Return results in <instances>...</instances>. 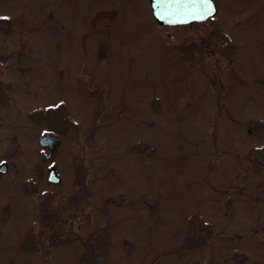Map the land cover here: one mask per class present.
<instances>
[{"label":"trees","instance_id":"1","mask_svg":"<svg viewBox=\"0 0 264 264\" xmlns=\"http://www.w3.org/2000/svg\"><path fill=\"white\" fill-rule=\"evenodd\" d=\"M45 1L50 11L44 14L43 23L49 20L47 25L53 24L71 38L64 58L55 62L58 69V64L67 71L76 67L87 43L93 54L88 65L93 69L102 62L114 70L131 66L132 56L142 62L136 67L137 82L119 83L121 89L115 97L118 125L105 133L108 137L99 123L103 93L96 83L75 100L68 92L47 99L51 109L76 122L82 132L81 145L97 147L98 137L99 151L111 153L108 157L96 152L99 156L93 154L88 163L76 164L69 179L70 196L92 197L98 217L95 227H79L72 234L71 253L63 249L71 264H264V160L254 162L249 154L251 148L264 147V133L254 134L242 122L245 117L248 123L252 116L264 120V21L258 9L246 21L239 20L238 11L229 13L228 39L243 58L241 85H237L236 95L230 93L228 117L218 121L215 114L211 118L216 125H230L224 134L234 133L235 144L243 151L238 157L237 150L231 153L228 147L218 154L216 141L209 144L206 139L200 108L203 85L194 71L196 51L204 45L192 48L183 43L190 27L206 22L161 25L165 30L178 29L174 33L178 41L170 43L169 33L163 37L158 31L160 24L153 18L148 0ZM227 1L232 4V0H214L217 13L208 21L224 13ZM256 1L238 3L241 11H251ZM10 14L5 16L12 17ZM56 44L54 39L53 46ZM15 46H10V52ZM10 56L0 51V61ZM65 60L71 68L64 67ZM219 105L215 108L218 113ZM254 138L258 139L250 143ZM60 143L48 150L56 153ZM229 154L236 156L234 162L223 165ZM113 165L124 173V189L120 183L112 184L106 174ZM126 198L134 200V207ZM109 205L113 212L123 209L128 213L122 216V221L127 220L123 229L117 228L121 223L117 214L106 215ZM53 209L44 208L42 213L48 214L51 224L55 219L61 226L64 218ZM104 216L106 221L99 224ZM53 238L59 240L60 234L54 231ZM5 260L14 264L13 256Z\"/></svg>","mask_w":264,"mask_h":264},{"label":"rangeland","instance_id":"2","mask_svg":"<svg viewBox=\"0 0 264 264\" xmlns=\"http://www.w3.org/2000/svg\"><path fill=\"white\" fill-rule=\"evenodd\" d=\"M238 1L232 0L231 5L227 1L224 13L213 21H204V26L190 27L183 43L190 44L192 48L193 45H204V49L196 51L195 56L198 57H195L194 71L203 85L204 96L201 97L200 108L208 143L211 144L213 139L216 141L218 154L219 151L222 152V147H228L231 153L237 150L235 155L241 157L243 151L236 146L234 133L224 134L230 129V125H216L211 120L215 114H218V121L228 117L229 98L232 92H235L233 95L237 94L240 90L237 85H241L240 68L243 58L241 52L228 39L229 13L238 11L241 16L239 20L246 21L254 16L253 12L258 9L264 21V0H257L256 7L251 11H241L242 7ZM45 3V0H0V51L3 55H11L8 59L0 61V166H5L4 170H0V264H6L5 259L10 256H13L14 264H71L63 249L71 253L75 244L72 234L78 231L79 227L85 230L89 226L95 227L98 217L93 212L96 203H93L92 197L84 199L70 196L69 192L72 190L69 179L74 176L76 164L84 161L88 163L93 154L109 157L111 153L99 151L101 141L98 137L95 139L97 147L95 145L91 148L90 144L84 143L81 145L79 140L82 132L75 125L76 122L72 117L60 115L51 109L47 99L52 100L51 96H63L68 92L75 100L77 94L83 92L81 94L85 95L86 91L92 90L91 85L96 83L103 93V115L99 123L105 135L118 125L115 97L121 89L119 83L122 85L123 82H137L136 67L140 68L142 63L138 56H132L131 66L122 65L114 70L111 65L109 67L102 62L93 69L92 64L88 65L93 59V54L91 46L87 43V46L83 45V57L76 67L71 68L70 63L65 60L64 67L71 69L67 71L60 64L58 69L55 62L64 58L71 38L65 36L53 24L47 25L49 20H46V25L43 23L44 14L50 11ZM27 5L28 10L25 9ZM10 13H13L12 17L5 16ZM21 21L24 23L19 29ZM16 29L21 31L20 35ZM157 29L163 37L169 33L167 37L170 43L178 41L174 38L178 29L165 30L161 24ZM52 30L55 35L51 34ZM202 38L203 41L199 42ZM54 39L57 41L56 46H53ZM11 45L18 48L15 46L13 53L10 52ZM76 45L78 46V43ZM242 81L244 84L248 83L246 80ZM217 105L220 106L219 113L215 109ZM257 118L252 116L246 123L244 117L242 122L248 125L254 134H262L264 120ZM53 128H57L58 133L51 132ZM43 134L59 138L61 146L56 153L52 154L48 150L51 148L39 145L38 137ZM257 139H251L249 142ZM249 142L246 149L250 148ZM249 154L255 159L254 162L260 159L263 161L264 147L251 148ZM236 156L231 154L222 164L234 162ZM214 160L213 165L217 167ZM251 164L254 165L253 162ZM250 167L254 168L252 165ZM88 168L90 169L89 165ZM50 172L58 176L57 182L48 180ZM107 173L113 181L112 184L120 183V188L124 189L123 172L113 165L107 168ZM191 190V193H194V187H191ZM125 202L134 207L133 199L126 198ZM44 208H55L56 216L64 218L61 220L62 225L59 226L54 218L52 224L50 220L47 221L48 214L42 213ZM112 208L108 206L106 215L117 214L119 221L121 220L117 228L123 229L127 220L122 221V216H127L128 213L123 209L113 212ZM243 218L239 219V227L242 226ZM105 221L104 216V220L99 224ZM135 223H131L133 228ZM54 231L60 234L59 240L53 238Z\"/></svg>","mask_w":264,"mask_h":264},{"label":"water","instance_id":"3","mask_svg":"<svg viewBox=\"0 0 264 264\" xmlns=\"http://www.w3.org/2000/svg\"><path fill=\"white\" fill-rule=\"evenodd\" d=\"M152 15L161 25H182L193 22H204L216 14L217 7L214 0H148ZM40 146L54 148L60 143L59 138L50 134L38 137ZM5 166L1 165L0 170ZM48 180H59L53 172L49 173Z\"/></svg>","mask_w":264,"mask_h":264}]
</instances>
